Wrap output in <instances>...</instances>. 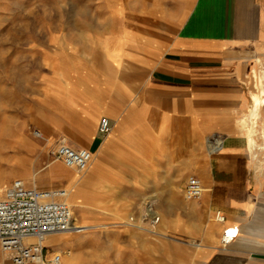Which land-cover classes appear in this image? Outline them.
I'll return each mask as SVG.
<instances>
[{
    "label": "crops",
    "instance_id": "crops-1",
    "mask_svg": "<svg viewBox=\"0 0 264 264\" xmlns=\"http://www.w3.org/2000/svg\"><path fill=\"white\" fill-rule=\"evenodd\" d=\"M171 6L164 21L132 25L112 3L106 22H65L42 45L49 67L26 97L27 123L92 153L67 179L86 228L45 239L60 264H264V164L238 122L264 56V0ZM189 173L198 199L183 195ZM229 225L238 232L222 242ZM0 264H13L1 248Z\"/></svg>",
    "mask_w": 264,
    "mask_h": 264
},
{
    "label": "rangeland",
    "instance_id": "rangeland-1",
    "mask_svg": "<svg viewBox=\"0 0 264 264\" xmlns=\"http://www.w3.org/2000/svg\"><path fill=\"white\" fill-rule=\"evenodd\" d=\"M173 2L174 0H0V195L4 185L15 177H21L28 184L38 187L64 186L70 190L72 185L67 179L75 174L83 176L88 170L70 167L69 171V167L63 163L53 162L54 158L48 152V147L54 139L49 135L48 140L35 135L34 129L41 132L42 129L31 122L27 123L26 97L32 98V92L36 90L35 86L40 79L37 76L39 70L49 67L47 59L42 57L41 48L43 44H47L51 30L63 27L68 21L85 24L106 22L109 12L105 10V6L112 3L119 6L120 16L128 17L131 24L134 22L132 25L142 21L153 22L155 15H161L164 21L166 17L169 18ZM261 57L246 78L251 92L257 90L254 73H264V56ZM253 121L256 122L253 126L256 143L250 152L254 154L256 149L257 158L263 165L264 107L257 117H251L246 104L238 121L245 136ZM72 208L74 216L78 217L77 223L84 224L80 220L81 206L73 204ZM125 220L134 222L136 217L134 213H129Z\"/></svg>",
    "mask_w": 264,
    "mask_h": 264
},
{
    "label": "built area",
    "instance_id": "built-area-1",
    "mask_svg": "<svg viewBox=\"0 0 264 264\" xmlns=\"http://www.w3.org/2000/svg\"><path fill=\"white\" fill-rule=\"evenodd\" d=\"M110 128L109 118L101 116L98 130L105 135ZM33 132L46 140L50 138L39 129H34ZM211 142L214 147L220 143L218 139ZM48 152L54 159H60L79 170L87 167L92 156L88 148L74 147L63 137L54 140L49 145ZM203 189L201 178L195 173H189L183 188L184 197L187 200L198 199ZM68 193L67 187H38L28 184L21 177H15L4 185L0 195V248L13 264H60L61 253L47 250L46 237L55 232L86 228L84 224L74 222V211L67 199ZM148 210L152 211L150 205ZM152 214V221L158 220V216ZM215 217L223 220L224 214L216 210ZM237 232V226H226L221 236L222 242L229 241Z\"/></svg>",
    "mask_w": 264,
    "mask_h": 264
},
{
    "label": "bare ground",
    "instance_id": "bare-ground-1",
    "mask_svg": "<svg viewBox=\"0 0 264 264\" xmlns=\"http://www.w3.org/2000/svg\"><path fill=\"white\" fill-rule=\"evenodd\" d=\"M254 74L257 78L256 81L257 90L251 92L247 103L249 114L251 115V117H257L260 114L261 109L264 107V83H263L264 73L263 74L254 73ZM255 123L256 122L253 121L252 126L251 127L249 126L250 128L246 133V138L248 141L247 145L249 150H251V152L254 144L256 143L254 137V127H253ZM74 222H77L76 216L74 217Z\"/></svg>",
    "mask_w": 264,
    "mask_h": 264
}]
</instances>
